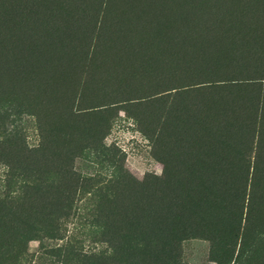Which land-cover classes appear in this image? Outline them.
<instances>
[{"label": "trees", "instance_id": "1", "mask_svg": "<svg viewBox=\"0 0 264 264\" xmlns=\"http://www.w3.org/2000/svg\"><path fill=\"white\" fill-rule=\"evenodd\" d=\"M116 1L0 0V128L8 115L28 114L41 138L31 148L0 142V163L21 181L0 197V264H16L34 238L62 239L79 217L109 250L69 244L80 264H180L188 238L209 241L216 264H264V208H254L247 177L217 166L239 154L241 171L253 168L239 148H257L264 87L252 77L259 66L241 61L253 46L244 30L264 35V0ZM143 76L158 90L146 93ZM154 100L165 116L188 108L198 140L164 145L163 174L139 180L104 139L118 109L135 108L148 129L140 106ZM86 157L111 171L79 172L75 161Z\"/></svg>", "mask_w": 264, "mask_h": 264}, {"label": "rangeland", "instance_id": "2", "mask_svg": "<svg viewBox=\"0 0 264 264\" xmlns=\"http://www.w3.org/2000/svg\"><path fill=\"white\" fill-rule=\"evenodd\" d=\"M118 1L119 0L116 1L115 5H117ZM167 11H170V9L167 8ZM175 12L176 10H173L172 13ZM244 33H247L246 39H248L253 46L250 50L251 59L249 56V58L241 62L248 65L255 63V65L259 66V68L264 71V42L259 41L264 39L261 28L253 27L251 30H244ZM239 38V40H241V32ZM126 54L127 53H125V57H127ZM130 62L129 60L126 61L128 64ZM38 66V63L33 62L34 68ZM64 68H66L72 76L74 66L67 63L63 69ZM257 69L253 68L252 77L253 79H257L255 82L260 83L264 87V80L262 79L264 78V73L263 71L260 73L261 71ZM139 79H143L145 83L148 84L151 77L143 76V78L139 77ZM152 83L155 82L152 80ZM150 86L151 89L146 90V93L149 91L153 93L159 88L158 85H152L151 82ZM171 97L172 96H169L168 99H171ZM179 100L188 104V99L186 98L180 97ZM164 105L165 104L162 103L161 100H154L150 103H145L144 106H140L142 107V114H140L142 118L147 117L149 120H153L148 126V129H145L143 125L141 126V123L135 119V113L133 112L135 108H130L128 112L118 109L104 139L105 145L109 146V149L115 151L113 159L116 161L119 157H123V166L125 169L139 180L147 174H163L162 159L166 157V147H164V145H168V149L173 151L176 144L178 146L182 143V139L184 140L185 148H189L193 140H198L196 137L197 134L191 132L193 124L189 109H179V112L176 111L175 115L165 116L163 113ZM187 107H189V105ZM154 120L155 122L163 121V124L166 125V132L162 131L164 132V136L155 137L158 132L160 134L163 124L161 125L160 123L159 125H155ZM260 134L257 140V148L254 149V141L253 144L247 148H243L242 144L240 148L238 147L240 150L244 149L242 156L250 158V165H252L253 168L249 169V174H246V168L243 169L245 172L241 171V164L238 160L241 155L239 154H229L225 159L218 160L217 162V166L223 164V169H231V174L233 173L236 177H244L245 179L247 177V184L249 183L247 192H250V197L252 198L254 208L257 212L264 208V129ZM161 137H163L162 140ZM7 138L12 140L14 148L22 145L31 148L39 144L41 138L36 118L28 114L8 115V118L0 128V142H3ZM231 140L238 143L244 141L241 138ZM259 142L261 143L259 144ZM112 150L106 151L111 153ZM253 150L255 153H253ZM194 154L195 152L190 154L189 158L194 159ZM191 164H193V161ZM195 167L198 168V166ZM75 168L83 174L95 175L96 177H102L107 173V170L111 171L112 169V167L107 168L106 161H103L101 157L94 161L89 157L78 158L75 161ZM205 170L208 171L207 167ZM218 170L219 169L213 170L214 173H211V175L216 174ZM220 173L224 174L225 171L222 170ZM20 183V177L15 176L11 173V170H8L6 165L0 163V197H8L9 194L15 192L14 190H17L18 193V186ZM24 204L26 205L27 201ZM86 205L87 207L92 206L89 202H87ZM86 205L83 204V206ZM226 212L225 210L224 215H226ZM64 227L65 236L62 239H48L43 237L28 241L25 252L17 257L16 264H80L74 258V255L69 253V244L73 245L75 250L83 253L108 250L107 243L99 236V229L92 222L90 223L83 217L70 219ZM67 242H69L68 246ZM180 248V264H216V261L210 255V242L205 239L188 238L181 242Z\"/></svg>", "mask_w": 264, "mask_h": 264}]
</instances>
